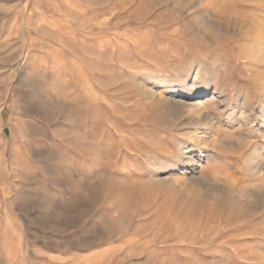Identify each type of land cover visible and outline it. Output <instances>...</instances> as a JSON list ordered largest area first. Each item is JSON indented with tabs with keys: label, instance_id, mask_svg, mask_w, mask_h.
I'll use <instances>...</instances> for the list:
<instances>
[{
	"label": "rangeland",
	"instance_id": "obj_1",
	"mask_svg": "<svg viewBox=\"0 0 264 264\" xmlns=\"http://www.w3.org/2000/svg\"><path fill=\"white\" fill-rule=\"evenodd\" d=\"M189 1L0 0V264H264L261 62L245 57L264 0H220L215 33ZM195 75L183 100L220 129L192 165L203 187L191 167L168 178L198 149L146 94L186 96ZM219 185L253 197L234 208Z\"/></svg>",
	"mask_w": 264,
	"mask_h": 264
},
{
	"label": "bare ground",
	"instance_id": "obj_2",
	"mask_svg": "<svg viewBox=\"0 0 264 264\" xmlns=\"http://www.w3.org/2000/svg\"><path fill=\"white\" fill-rule=\"evenodd\" d=\"M223 2L224 1H220V0H216V1H212V2H210L209 0H191L190 4H188V6H189L188 8L191 12H193L194 18H197L199 21V24H200L199 30L202 33L208 32V31L215 33L216 31H218L217 23L219 24V19H225V21H226V19H229V17H230L229 14L221 12V10L222 9L226 10V8L233 7V4L223 3ZM236 20H237V18H236ZM240 21H238V22H240ZM252 21H254V20L249 18V19H246L245 21L242 20L241 23L243 25H249V26L254 27L255 24L252 23ZM219 31H221L220 28H219ZM259 33H260L258 36L259 37L258 38L259 44L257 43V48H258L257 52L256 51H255V53L250 52V54L247 53V55L245 57L249 62H251V61L252 62L253 61L261 62V63H259L260 65L258 67L259 68L258 71H256V77L252 78L251 80H253L252 82H254V83L257 82V84L259 85L258 87H259L260 92H261V96H260L261 97V104H260L261 115L258 119H254V120L255 121L257 120L260 127L264 129V26H262V30ZM203 35H205V34H203ZM208 35H209V33H208ZM252 43H255V39H252ZM246 51L248 52L249 50H246ZM200 80H201V78L198 75H195L193 77V81L191 84L182 83V84H179L178 87H175V88H178L179 91L181 90L182 93L185 94L186 96H181V97L170 96V97L166 98V97H163V96L157 94L155 91H151V90L146 91L147 97L150 100V102H152V104H154L155 106H159L162 109L172 111L175 114V117L177 119H180L181 117L184 118L185 124L190 127V130H188L189 132L187 134L186 133L185 134L188 137V140L191 142V146L195 147L196 150L198 149V151H196V153H195L196 156H194V155L190 156L189 154H187L188 152L184 151V149L183 150L178 149V151L174 154V156H172L173 157L172 161L174 162L173 169H170L167 172H168V178L172 179L174 176L178 175L177 173L179 171L181 172L180 175L182 176L185 172V169H188L191 167L190 169H192V170H190L189 174H191L192 177L189 178L188 181L190 182V186H193V187L194 186L199 187V185H201L203 187V184H205V183H204L203 173H202L201 167L198 166L199 169L197 168L198 170H196L194 168V166H193L194 169L192 168V165L199 162L198 160H202L204 158H206L205 160L209 159V156L211 154H209L207 151L202 152L200 150H202L204 147L209 148L210 150L212 148H214L215 142H216L215 130L220 131V129L219 130L213 129L212 126H209L208 121H206L208 116H209V113H208L207 109L200 102H196L194 104H189L186 99L183 100L184 97H186L188 99V98L193 97L194 95L199 94L201 92L200 88H201L202 83L200 82ZM159 83H164V81L159 80ZM202 92H205V91H202ZM220 94L222 95L221 91H219V95ZM221 95L219 97H221ZM243 105H244V103H243ZM243 107H245V106H243ZM246 110L248 111L249 115L252 113L248 108ZM168 117H170V116H168ZM244 121H247V120H244ZM252 123H253V121H252ZM242 125L244 126L243 123H242ZM227 126L225 127V129H223V131L226 132L227 130L232 129V128H229ZM246 126H248V125H246ZM222 141H224V140H222ZM261 146H263V145H261ZM165 168L169 169L168 167H165ZM248 173H251V171H248ZM188 176H190V175H188ZM260 177L264 178V174H262V176H260ZM164 181L165 180H159V182L161 184H163ZM179 181H181V180H179ZM202 182H203V184H202ZM182 183H183V181H182ZM206 183H207V181H206ZM187 185H188V183H187ZM227 187L228 186L224 187V185L223 186L219 185V187H217V188H213V187L210 189L208 188V191L214 197H215V195L212 192H214V191L219 192L220 194L225 196L224 200L230 206H232L234 208L237 206L238 207L244 206L246 204L247 200L250 199L249 197H253V192H251V191L249 192L248 190H246L243 187H242V189L239 188V190H236V189L231 188V187L230 188H227ZM236 193L240 194L239 197L236 196ZM263 211H264V206H263Z\"/></svg>",
	"mask_w": 264,
	"mask_h": 264
}]
</instances>
